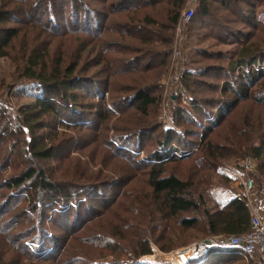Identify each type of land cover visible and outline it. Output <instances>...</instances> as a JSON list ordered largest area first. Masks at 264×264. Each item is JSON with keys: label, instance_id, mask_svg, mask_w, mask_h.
Wrapping results in <instances>:
<instances>
[{"label": "trees", "instance_id": "16d2710c", "mask_svg": "<svg viewBox=\"0 0 264 264\" xmlns=\"http://www.w3.org/2000/svg\"><path fill=\"white\" fill-rule=\"evenodd\" d=\"M161 1L165 0H97V3L94 0H0V58L10 57L15 62V83L30 82L43 89V93L36 97L32 106L21 110L13 122L7 121L2 125L4 128L1 127L3 134L0 132V146L6 144L8 153L0 162V199L9 201L14 194L19 193V197L20 193H25L32 216L39 213L46 216L55 213L61 226L67 229L66 244H63L56 234L45 233L41 225L36 226L29 234L23 236L14 234L15 218L4 220L6 214L0 210V264H18L10 258L13 255L11 250L21 251L24 255L44 262H58L64 245H67L68 240L74 238L73 234L77 232L76 229L68 230L69 220L77 214L78 198H75L74 191L85 185L86 189L93 191L92 193L95 190H98V193L102 187L111 185L113 181L124 182L123 176H126L127 182H131L135 177L132 174L133 170L148 173L147 183L150 191L146 193V198L155 203L156 216L166 220L192 212L193 215L179 219V226L184 230L193 229L202 219L209 239H218L215 246L211 245L210 241L203 242V246L197 249L198 256L188 264H224L240 256L244 257L243 251L230 246L226 239L243 235L251 228V215L245 199L240 192L239 194L233 192L227 201L211 210L207 205L205 193L213 185L229 184L231 179L219 166L218 160L228 158L229 155L223 152L220 143L211 140L215 128L224 124L226 118L243 102L253 100L264 105V93L253 92L259 83L262 84L260 91L264 90V20L258 15V5L264 4V0H199L195 6L194 15L186 31L189 32L193 28L196 20L201 21L211 16L210 4H220L221 10L225 8L233 16V22H230L232 29L226 27L221 33L238 37L241 44L236 50L235 57L228 59L224 67H218L217 64H208L204 67L199 63L200 67L195 69L187 67L183 73L182 88L178 89L182 92L184 87L195 96L200 94V85H204V77L211 71L218 69L233 79L223 81L220 91L213 86L220 94L219 99L204 101L208 107L215 108L214 114L223 104H229L226 112L214 126L210 127L213 111L207 110V106L201 109L199 107L201 101L193 104V111L209 115L205 120L208 125H202L204 127L199 135L202 144L195 146L194 149L187 148L192 142L185 139L184 131L180 132L175 127L153 120L149 114L150 108L161 107L164 87L162 79L170 67L174 34L185 5V0H166L167 19L162 21L143 11L149 6L152 8L158 6ZM103 7L111 13V22L122 26L121 29L112 27L110 33L117 37L109 39L106 36L103 40L107 35L109 21V14L102 9ZM118 15H123L124 18L119 20ZM92 18L97 20L96 24ZM68 19L75 28L62 29L60 22L66 23ZM90 20L93 24L91 27L96 26L95 31L88 27ZM212 20L214 26H217L216 29L222 24L227 25L215 15ZM209 22L212 24L211 20ZM239 23L241 25L234 27V24ZM67 32L84 33L90 39L99 40L95 43L92 41L88 48L85 44L66 55L57 54L55 49H51V40L57 36L68 35ZM200 53L203 59L206 58L205 51L201 50ZM84 54L89 57H85ZM214 58L219 57L216 55ZM92 67L99 68L98 75L107 74L113 79L116 78L111 83L109 81L107 89L111 94L112 90L116 92L118 91L116 87H119L122 95L120 97L110 95L108 99L104 95L99 96L101 102H96L94 95L85 93L90 90L89 86L100 82L97 80L99 76L87 75ZM117 78L120 81H117ZM125 82L130 83L122 85ZM178 100L180 97L173 102ZM179 105L177 107L179 109L175 110L177 123L189 132L192 129L187 123L184 124V120L191 123L199 121L193 113ZM87 109L90 112L97 109L95 110L97 122L99 121L103 129H106L105 126L112 116L120 115L121 119L116 118L120 126L116 129L118 132L114 137L108 140L100 130L93 140L105 145L106 151L113 158L122 160L124 165L121 168L124 169H110L112 165L108 166L113 178L106 174L104 179L99 180L95 174L94 183L79 185L78 179L86 182L80 174L82 167L88 166V161L80 160L82 166L76 164L75 167H67L66 172L61 174L51 173V169L45 164L56 161L66 150L59 141V138L65 135V131L57 130V125H54V132L47 136L44 130L51 127V122L60 119L61 126L92 131L96 126L91 119L82 118L76 121L73 119L74 115H88ZM4 111L6 110L0 113L6 115ZM127 112L136 114L125 118L126 122L122 125L121 122L124 121L122 118ZM158 131L160 132L155 140L157 148L152 149L151 158L149 156L154 163L145 170L141 164L144 160L139 156V151L143 147L136 146V142L140 141L145 146L143 141ZM79 134L78 141L87 146L90 143L88 139L90 136L83 139L82 136L85 134ZM232 143L240 146L236 139ZM126 144L136 148L134 154L125 151ZM17 147H20L19 153L14 154ZM242 154L244 157H255L262 161L261 168L264 167V141L260 145L247 147ZM101 156L95 157L94 160L105 158L106 167L107 159ZM17 158L22 159L23 168L15 172L9 171ZM193 158L200 164L193 174L195 176L184 178L173 172L165 174L164 165ZM262 170L264 172V168ZM213 173L220 176L218 178L221 180L214 179ZM152 201H140L139 204L146 203L143 207L145 209L151 206ZM99 202L102 204L103 200L100 199ZM152 214L151 212L149 219L134 223L136 229L140 227L145 230L147 240L137 256L152 254L147 233ZM131 223L133 224V219ZM38 228L40 235L33 237L31 234ZM160 228V224L155 227L156 230ZM44 233L45 237H49L46 241H43ZM49 240L54 242L51 243L53 246L49 245ZM156 242L160 243L161 240L156 239ZM174 247L171 243L162 249L170 251Z\"/></svg>", "mask_w": 264, "mask_h": 264}, {"label": "rangeland", "instance_id": "374dc122", "mask_svg": "<svg viewBox=\"0 0 264 264\" xmlns=\"http://www.w3.org/2000/svg\"><path fill=\"white\" fill-rule=\"evenodd\" d=\"M94 1L97 3V0ZM166 3V0L161 1L158 6L153 8L149 6L143 9V11L156 16L161 21L166 20L168 10V5ZM210 5L212 9L211 16L206 19H202L201 21L196 20L193 28H191L189 32L188 30L186 31L189 21L185 24V26H182L180 29L182 30L181 32L177 31L181 34L180 38L178 37L179 43L177 45L180 51L173 60L174 47L176 46L175 32L171 50L170 67L169 70L165 72L162 79L164 84L169 75L175 74L176 72L181 71V69H186L187 67L195 69L200 67L199 63H202L204 67L208 64H217L219 65L218 67H224L227 64L228 59L235 57L236 50L241 44L240 39L236 36L221 33L224 28L231 27L232 24L230 25V22H233V16L229 11L227 12L225 8L224 10H221L220 4ZM258 6V15L264 19V4L260 3ZM186 7L187 0H185V5L181 14L184 12ZM102 9L109 14V21L107 22L108 27L106 31L107 35L103 37V40L106 39V36H108L109 39L111 37H117L115 34L110 33L113 30L112 27L121 29L122 26L116 24L114 21L111 22V13H108L107 9L104 7ZM123 15H118L119 20L125 17V15L124 17ZM214 15L216 17H220L222 21L227 23V25L222 24L216 29L217 26H214V21L212 20ZM92 20L94 21V24H96L97 20L93 18ZM92 20H90L88 27H90L92 31H95L94 27L96 26L91 27L93 25L91 24ZM210 20L212 21V24H210ZM60 23L61 26H63L62 29L75 28L70 19H68L66 23ZM238 25L241 24H234V27H237ZM67 33L69 34L61 37H54L52 40L50 39L52 42L51 49H55L57 54L63 53L66 55L74 49H80L85 44H87L88 48L92 41L95 43L99 40L96 38L90 39L85 36L84 33ZM127 42L130 41L127 40ZM201 50L205 51L206 58L204 59L200 53ZM85 54V57H89ZM131 55H134V53H131ZM216 55L219 58H214ZM202 59L203 62H201ZM15 65V62L10 57L0 58V111H7H4L6 115H2L0 113L3 117V122L0 117V132L3 131L1 127L4 128L2 125H4L7 121L13 122V119L15 120V117L20 114L21 110H26V108L32 106L35 103L36 97L43 93V89L33 83H21V81L15 83ZM91 65L92 64H90V66ZM97 69L99 68L92 67L87 75L94 77L99 76L100 78H97V80L100 82L93 85L90 84V90L87 92L84 90L83 92L94 95V100H96V102H101L99 96L103 95L107 99L110 95L120 97L122 92L119 87H116L118 91L114 92L112 90L111 94L107 89L109 81L111 83L116 80V78L113 79L107 74L98 75ZM225 80L232 81L233 79L228 78L218 69L207 73L204 77V85H200V94L197 96L192 94L189 90H185L184 87L181 92L177 86H174L172 90L169 88L166 92V85H164L162 88L161 107L150 108L149 114L152 116L151 118L153 120L161 121L165 125L168 124L175 127L180 132L184 131L185 139L189 140L190 143H193L189 144L187 148L194 149L195 146L202 144L200 143L199 135L202 131V127H204L202 125H208L205 120L209 115L193 111L192 106L196 101H201L199 107L203 109L206 106L208 107V104L204 101L211 102L213 99H219L220 94L218 91H220V87ZM117 81H120L119 78H117ZM130 81L132 80L130 79ZM126 83L130 82H125L122 85ZM260 85L262 84H257L254 87L253 92H256L257 94L264 93V90L260 91ZM213 86L218 88V91H215ZM97 88L100 90H97ZM177 97H180V100L173 102L177 99ZM178 104H180L179 106L185 110L193 113L197 121H199V123H191L184 120V124L187 123V126L192 129L189 132L184 130L185 128L177 123L178 121L175 110L178 107ZM97 105H99V103ZM228 107L229 104H223L215 114V108H207V110H212L214 114L212 120L210 121V127L214 126L218 122ZM95 110L97 109L90 112L87 109L88 115H74L73 118L75 119L74 121L81 120L82 118L91 119L92 123L96 126V128L92 129V131H80L78 129L61 126L60 124L62 123L60 122L62 121L60 119L56 122H51V127H47L44 130L47 136L49 134L51 136L54 132V125H57V130L59 129L60 131H65V135H62L59 138V141L66 150L62 153L59 159L45 164L51 169V173L57 174V172H59V174H61L62 172H66L67 167H75L76 164L82 166L80 160L88 161V166L82 167L80 174V177L85 179L86 182L78 179V183L80 185L88 182L94 183L95 174L96 179L99 180L104 179L106 174L113 178L112 173L109 172L108 166L112 165L110 169H124L121 168L124 165L122 160L113 158L108 154V151H106L105 145L97 143V141L93 140L94 136H96L100 130H102V134L105 135L104 138L109 140L111 137H114L117 134L116 132H118L116 129L120 126L116 118H119L120 115L112 116L105 126L106 129H103L99 121L97 122V111ZM134 114L136 113H125L122 118L124 121H122L121 124H125V118L132 117ZM119 119H121V117ZM8 124L10 125V123ZM159 132L160 131L154 132L151 136L147 137L143 141L145 146H143L140 141L136 142V146L140 145L143 147V149H140L139 151V156L144 160L141 164H143L144 167L142 168L145 170L154 163L152 162V159H149V156L151 158L152 149L157 148L155 140L157 139ZM213 132L214 134L212 135L211 140L214 143H220L222 145L221 148L223 152L229 155L228 158L218 160L220 168L222 167L221 170L226 173L229 167L239 168L240 170L245 171L246 175L249 174V176L254 179L257 191L256 202L261 206V216L264 219V172L262 170L264 167L261 168L262 161L257 160L255 157H244L242 154L243 151H246L247 147L260 145V143L264 141V105L257 104L253 100L243 102L230 116L226 118V122L217 127V129L215 128ZM79 133L85 134V136H82L83 139H87V137L90 136V138H88L90 139V143H88L87 146L86 144H82L78 141V138L80 137ZM1 134H3V132H1ZM5 139L7 140V137H5ZM235 139L240 146H235L232 143ZM85 146L86 148H84ZM135 149L136 148L131 147L129 144H126L125 146V151H131V154H134ZM19 150L20 147H17L14 154L19 153ZM7 153L6 144L1 145L0 162L2 158L7 155ZM101 155L105 156L107 159L106 167L104 166L105 158L101 159ZM97 156H101L99 158L101 160L95 161L94 158ZM198 165H200L199 162L193 158L170 163L168 165H164L163 168L165 169V174L173 172L178 176L187 178L189 176H195L193 174H195L198 170ZM247 166H250V168L247 169ZM22 168V159L19 160L17 158L16 162L9 171L15 172L21 170ZM132 174L135 175V177L131 179V182H127L126 176H123L125 179L124 182L118 183L117 181H113L111 185L102 187L98 193V190H95V192L92 193L93 191L89 188L86 189L85 185L74 191L76 194H74L75 198H78L77 204L75 203L77 205V214L69 220L70 223L68 224V230L71 231L76 229L77 232L75 231L73 234L74 238L69 239V242L67 241L68 244L64 245L63 253L61 254V258L58 262H44L31 256L24 255L21 251L14 250H11L13 255H11L10 258L18 264H188L189 261L198 256L197 249L200 246H203V242L210 241L211 245L215 243L214 246L218 243V239H209L210 236L206 235L205 225L202 219L193 229L184 230L183 227L179 226V219L187 215H193L192 212L181 214L179 218L175 217L173 219L166 220H161L160 217L156 216L155 203L152 200H147L146 198V193L150 191L149 184L147 183V179L149 178L148 173L142 170H133ZM212 176L214 179L220 177L214 173ZM230 178L229 184H224L222 186L213 185V187L205 193V199L209 209H216L221 203L227 201L233 192L238 194L241 192L240 185L233 180L231 175ZM220 180L221 179L218 178V181ZM18 194L19 193L14 194V196L17 195L16 198L19 200H16V198L14 199V196L13 198H10L9 201H7V199H0V210L4 211L6 214L4 220L8 218H15V222L13 223L14 234L17 233L18 235L23 236L32 232L36 226L41 225L45 233L53 235L56 234L55 236L57 238H61L62 243L66 244L65 233L67 229L61 226V222L59 221L57 214H47L46 216L39 213L38 215L36 214L32 216L30 214L31 211L29 212L30 204L28 202V196H26L27 194L20 193L19 197ZM100 199L103 200L102 204L99 202ZM140 201H152V204L149 208L146 207L143 209V207L146 206V203L141 205L139 204ZM58 209L60 208L58 207ZM47 211L49 212V210ZM151 212L153 213L151 216L152 220L150 219L149 232L147 233H149V245L152 254L137 256V253L145 246L147 240L145 238V230H142L140 227L136 229L134 223L149 219ZM132 219L133 224L131 223ZM158 224H160L161 228L156 230L155 227ZM39 231L40 228H38L37 231L33 232L31 235L33 237L39 236ZM45 233L43 241H46V239L49 238L45 237ZM156 239H160L161 242H156ZM26 241H28V239ZM52 242V240H49V245H51ZM171 243L172 246H175L172 250L166 251L162 249V247L168 246ZM51 246H53V244ZM249 262L245 257L240 256L237 259L227 261L224 264H252Z\"/></svg>", "mask_w": 264, "mask_h": 264}, {"label": "built area", "instance_id": "2783aa9c", "mask_svg": "<svg viewBox=\"0 0 264 264\" xmlns=\"http://www.w3.org/2000/svg\"><path fill=\"white\" fill-rule=\"evenodd\" d=\"M198 1L199 0H187V7L179 17L176 29V46L174 47L173 60L180 51L177 45L179 43L178 37L180 38L181 34L177 31L181 32L182 30L180 29L182 26H185V24L193 17L194 9ZM184 72L185 68L175 74L170 73L171 75H169L164 84L166 85V92L169 88L172 90L174 86L182 88L181 79ZM246 168L249 169L250 166H247ZM227 172L231 175L233 180L240 185V193L245 199L250 211L251 228L243 235L233 236L227 238L226 240L230 246L241 249L247 261L254 258L257 264H264V219L261 216V206L256 202L257 191L255 188V181L251 176H249V174L246 175V172L240 170L239 168L229 167Z\"/></svg>", "mask_w": 264, "mask_h": 264}, {"label": "crops", "instance_id": "0c3cea01", "mask_svg": "<svg viewBox=\"0 0 264 264\" xmlns=\"http://www.w3.org/2000/svg\"><path fill=\"white\" fill-rule=\"evenodd\" d=\"M259 16H260V15H259ZM260 18H261V17H260ZM261 19H263V18H261ZM263 20H264V19H263ZM249 261H250V262H249ZM249 261H248L249 263H252V264H257L254 258H253V259H251V260H249Z\"/></svg>", "mask_w": 264, "mask_h": 264}]
</instances>
